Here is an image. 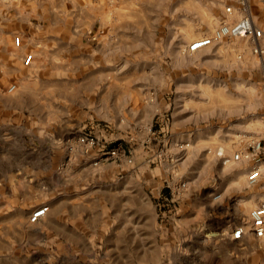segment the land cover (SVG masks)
<instances>
[{
  "label": "rangeland",
  "instance_id": "rangeland-1",
  "mask_svg": "<svg viewBox=\"0 0 264 264\" xmlns=\"http://www.w3.org/2000/svg\"><path fill=\"white\" fill-rule=\"evenodd\" d=\"M252 3L264 32V0ZM227 6L0 0V26L14 27L0 61V264H264V239H230L264 200V174L248 184L253 161L231 159L264 141V54L239 38L187 52L230 22ZM40 206L51 226L27 228Z\"/></svg>",
  "mask_w": 264,
  "mask_h": 264
},
{
  "label": "built area",
  "instance_id": "built-area-1",
  "mask_svg": "<svg viewBox=\"0 0 264 264\" xmlns=\"http://www.w3.org/2000/svg\"><path fill=\"white\" fill-rule=\"evenodd\" d=\"M235 1L243 13H246L238 21L232 25H222L219 27L210 37H203L193 41L188 45V53H194L209 47L213 43L221 42L225 38L239 37L245 38L252 44L253 52L258 55L264 54V49L262 48V42L264 41V32L261 28L257 27L247 10V0H233ZM232 7L227 6L225 12L227 14L232 13ZM16 48L21 46V40L19 37H15L13 40ZM32 60V55L27 54L23 59L24 65H29ZM80 143H84L83 139H79ZM114 155V153H110ZM264 141H256L250 144L244 151L236 152L232 156L234 162L246 161L251 162V168L246 175V180L248 184L256 183L262 177V165L264 162ZM263 160V161H262ZM48 207L40 206L34 212L31 213L29 217L30 223H36L41 220L47 213ZM246 226H236L230 234V239L232 241H240L247 234L251 235L253 238L261 240L264 239V200H261L256 206L250 209L247 216Z\"/></svg>",
  "mask_w": 264,
  "mask_h": 264
},
{
  "label": "crops",
  "instance_id": "crops-1",
  "mask_svg": "<svg viewBox=\"0 0 264 264\" xmlns=\"http://www.w3.org/2000/svg\"><path fill=\"white\" fill-rule=\"evenodd\" d=\"M5 2H8V0H5ZM32 1H28V4L29 5H31L30 3H31ZM225 2H227V3H230V6L232 7V9H233V11H232V13L234 12V15L231 17V15H230V17H231V20H230V22H227V21H224L223 23H221V26L222 25H224V24H226V25H232V24H234L233 22H236V20L238 21V18L240 17V13L242 14L243 12H242V10L240 9V7H239V5L235 2V1H233V0H225ZM254 3H252V0H247V12H248V14H249V16L251 17V19H252V21H253V23L257 26V27H259V28H261L262 29V27H260L258 24H257V21L254 19V17H253V5ZM31 6H34V3L31 5ZM235 12H236V15H235ZM231 13V14H232ZM244 15L246 14V13H243ZM243 15V16H244ZM229 16V15H228ZM242 17V16H241ZM240 17V18H241ZM239 18V19H240ZM229 23H232V24H229ZM221 26H219V27H221ZM218 27V28H219ZM217 28V29H218ZM216 29V30H217ZM14 27L12 26V24H10L9 26H8V28L7 29H5V27H1L0 26V61L1 62H3V61H7V59H9L10 58V46H11V35L14 33ZM215 30V31H216ZM263 30V29H262ZM213 34V33H212ZM211 36V35H210ZM209 36V37H210ZM207 37V36H206ZM203 38V37H202ZM232 38H239V37H231V38H225V39H223L221 42H218V43H213L212 45H210L209 47H206V48H204V49H212V48H215V46H217V45H220L223 41H225V40H229V39H232ZM198 39H200V38H198ZM239 39H245V38H239ZM195 40H197V39H195ZM194 40V41H195ZM245 40H247V39H245ZM247 41H249V40H247ZM250 42V41H249ZM192 43V42H191ZM190 43V44H191ZM188 47V46H187ZM204 49H202V50H199V51H197V52H194L195 54L196 53H199V52H201V51H203ZM188 52V51H187ZM193 54V53H192ZM27 55V54H26ZM25 55V56H26ZM24 56V57H25ZM24 57H23V59H24ZM33 58V57H32ZM29 65H31V62L29 63Z\"/></svg>",
  "mask_w": 264,
  "mask_h": 264
},
{
  "label": "bare ground",
  "instance_id": "bare-ground-1",
  "mask_svg": "<svg viewBox=\"0 0 264 264\" xmlns=\"http://www.w3.org/2000/svg\"><path fill=\"white\" fill-rule=\"evenodd\" d=\"M207 1V0H206ZM209 3V2H208ZM14 44V43H13ZM216 44V43H215ZM262 48L264 47V41L262 42ZM14 46H15V44H14ZM204 51V50H203ZM202 51V52H203ZM198 55V54H197ZM182 57V56H181ZM183 59V58H182ZM185 59H186V56H185ZM186 61V60H185ZM232 162H234L233 160H232ZM231 169V168H230ZM261 171H262V176H263V174H264V166L261 168ZM239 182H240V179H239V181H238V184H239ZM55 208H57V207H55ZM54 209V208H53ZM29 211V210H28ZM48 212V211H47ZM53 214H55V213H53ZM51 215V214H50ZM50 215H49V213H46V215L42 218V221H43V224H45V225H47V226H51V218H50ZM19 218H20V220L21 221H23L24 220V224L26 223V213L24 212V211H20V213H19ZM44 218H47V219H45V221H44ZM47 220V221H46ZM22 223V222H21ZM30 222H28V223H26L27 225V228L28 227H31V226H33V224L31 225V224H29ZM52 226H54L53 224H52ZM30 230V229H29Z\"/></svg>",
  "mask_w": 264,
  "mask_h": 264
}]
</instances>
